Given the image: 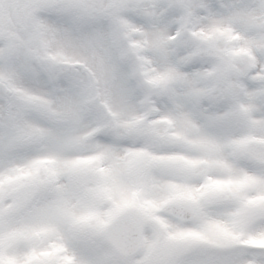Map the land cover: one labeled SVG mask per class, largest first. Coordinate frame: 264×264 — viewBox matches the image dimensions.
<instances>
[{
  "label": "clouds",
  "instance_id": "clouds-1",
  "mask_svg": "<svg viewBox=\"0 0 264 264\" xmlns=\"http://www.w3.org/2000/svg\"><path fill=\"white\" fill-rule=\"evenodd\" d=\"M0 264H264V0H0Z\"/></svg>",
  "mask_w": 264,
  "mask_h": 264
}]
</instances>
